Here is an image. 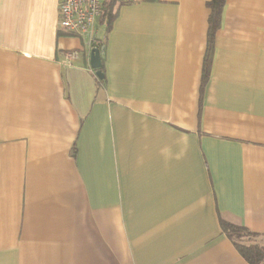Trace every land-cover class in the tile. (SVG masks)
Wrapping results in <instances>:
<instances>
[{
    "label": "crops",
    "instance_id": "obj_1",
    "mask_svg": "<svg viewBox=\"0 0 264 264\" xmlns=\"http://www.w3.org/2000/svg\"><path fill=\"white\" fill-rule=\"evenodd\" d=\"M207 1L121 0L93 68L58 0H0V264H250L220 220L264 238V0L199 100Z\"/></svg>",
    "mask_w": 264,
    "mask_h": 264
},
{
    "label": "trees",
    "instance_id": "obj_2",
    "mask_svg": "<svg viewBox=\"0 0 264 264\" xmlns=\"http://www.w3.org/2000/svg\"><path fill=\"white\" fill-rule=\"evenodd\" d=\"M226 0H208L206 6L209 9L208 15V27L206 36V49L203 57V67L200 82V95L201 91L208 79L209 67L213 54V41L215 33L220 26V20L222 10ZM121 3V0H103L101 13L98 18L100 24H106V28H109L112 19L115 17L117 7ZM103 40L97 37L91 43V47L100 49ZM101 68V67H100ZM102 81V80H100ZM220 226L223 233L229 238L237 249V251L245 258L250 264H264V238L261 235L249 231L246 227L231 223L225 220H220Z\"/></svg>",
    "mask_w": 264,
    "mask_h": 264
},
{
    "label": "built area",
    "instance_id": "obj_3",
    "mask_svg": "<svg viewBox=\"0 0 264 264\" xmlns=\"http://www.w3.org/2000/svg\"><path fill=\"white\" fill-rule=\"evenodd\" d=\"M102 4L103 0H58L56 27L69 34L87 37L91 45L97 38L95 29ZM77 58L76 50L66 51L63 57L65 63L70 65Z\"/></svg>",
    "mask_w": 264,
    "mask_h": 264
},
{
    "label": "water",
    "instance_id": "obj_4",
    "mask_svg": "<svg viewBox=\"0 0 264 264\" xmlns=\"http://www.w3.org/2000/svg\"><path fill=\"white\" fill-rule=\"evenodd\" d=\"M99 49L96 47L91 49V55H90V64L93 68H99L100 67V56H99Z\"/></svg>",
    "mask_w": 264,
    "mask_h": 264
},
{
    "label": "rangeland",
    "instance_id": "obj_5",
    "mask_svg": "<svg viewBox=\"0 0 264 264\" xmlns=\"http://www.w3.org/2000/svg\"><path fill=\"white\" fill-rule=\"evenodd\" d=\"M95 32H96V35H97V36H99V34H100V31H99V29H98V28H96V29H95Z\"/></svg>",
    "mask_w": 264,
    "mask_h": 264
}]
</instances>
